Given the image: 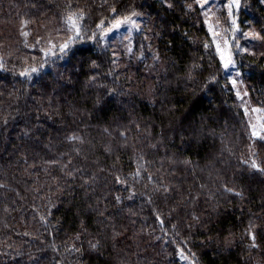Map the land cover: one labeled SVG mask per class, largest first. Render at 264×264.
Here are the masks:
<instances>
[{
  "label": "trees",
  "instance_id": "obj_1",
  "mask_svg": "<svg viewBox=\"0 0 264 264\" xmlns=\"http://www.w3.org/2000/svg\"><path fill=\"white\" fill-rule=\"evenodd\" d=\"M238 2L237 70L264 126V0ZM81 12L82 38L45 57ZM133 12L117 59L102 30ZM253 161L264 141L195 0H0V264H264Z\"/></svg>",
  "mask_w": 264,
  "mask_h": 264
},
{
  "label": "rangeland",
  "instance_id": "obj_2",
  "mask_svg": "<svg viewBox=\"0 0 264 264\" xmlns=\"http://www.w3.org/2000/svg\"><path fill=\"white\" fill-rule=\"evenodd\" d=\"M201 3H203V0H201ZM230 4H232L231 9L229 8ZM198 7L209 32L215 51L221 62L222 68L224 69L226 76L232 85L237 101L244 112L251 132L253 133V126H255V131L261 135H264V127H262L258 118L254 114V106L250 98L246 82L243 81L241 73L236 75V73L239 71L237 70L235 54L239 50V47L233 43V39L238 36L237 34L240 31L242 33L241 35L246 37L244 35V31H247H243L240 28V26L244 28L245 20L244 17H240L239 6L237 7L235 4H233L232 0H227L226 4L223 6L224 14L222 19H219L216 10L219 9V5H212L210 0L209 3L205 4L203 8L200 7V5H198ZM233 20H235L234 25L232 23ZM222 22L225 25V28H223L224 26H222ZM136 25H138V27H136ZM112 26L113 24L102 30L103 44L110 48L117 59H119L120 55L125 57L129 56L132 52V36L139 30L140 27L138 19L131 17V21L129 23L121 24L119 28H113ZM107 29L111 30L107 31V34H105ZM73 36L74 31L72 30L70 23H66V26H64V28H62L60 31H53L47 35L44 41V48L42 49L44 56L52 58L55 54L61 53L59 50L60 46ZM221 57H223V60ZM229 59H231L232 64H234L235 67H232V64H229L228 68L226 69L224 65ZM233 81H236L235 85H233ZM253 137L260 139L259 136Z\"/></svg>",
  "mask_w": 264,
  "mask_h": 264
},
{
  "label": "snow or ice",
  "instance_id": "obj_3",
  "mask_svg": "<svg viewBox=\"0 0 264 264\" xmlns=\"http://www.w3.org/2000/svg\"><path fill=\"white\" fill-rule=\"evenodd\" d=\"M195 2H196L198 5H200V7L203 8L205 4H208V3H209V0H203V3H201V0H195ZM232 3L235 4L237 7L239 6V5H238V0H232ZM231 7H232V4L229 5V8H230V9H231ZM112 11L115 13V9H112ZM205 14H206V13H205ZM135 15H137V13L133 12L130 16H125V17H123L122 19H118V20H116V23L113 24L112 27H113V28H119L121 24H127V23H129V22L131 21V16H135ZM230 15H231V11H230ZM83 19H84V16H83V13H82V12L79 13V14H75L74 16H69V17L67 18V21H66V22L71 24V28H72V30L74 31V36L71 37V38H69L64 44H62V45L60 46V49H59V50H60L61 53L66 54V52H67V50L69 49L70 45H71L72 43L76 42V39H77L78 37H81V31H80L79 21H80V20H83ZM232 23H233V25H234V24H235V20H233ZM100 26L103 27V23H101ZM136 27H138V25H136ZM110 30H111V29H107V30L105 31V34H107V31H110ZM23 35H24V36H27L28 33H27V32H24ZM81 38H82V37H81ZM46 55H47V54H46ZM221 59L223 60V57H221ZM229 64H232L231 59H229V60L225 63L224 67L227 69L228 66H229ZM232 67H235V65L232 64ZM32 71L35 72V71H37V70H36L35 68H33ZM22 74H23V75H27V73H22ZM236 75H239V72H237ZM235 83H236V81H233V85H235ZM254 111H258V110L254 109ZM262 127H264V126H262ZM253 129H254V130H253L252 135H253V136H259L260 139L264 140V135H261L260 133L256 132V131H255V126H253ZM251 167L254 168V169H256V170H259V171H264V169H260V168L258 167V165H256L255 161L252 162ZM237 195H239V193H237ZM253 239H254V237H253ZM253 246H255V245H253ZM91 247H92L93 249H95V248H96V245H95V244H92ZM76 251H79V249H76Z\"/></svg>",
  "mask_w": 264,
  "mask_h": 264
}]
</instances>
